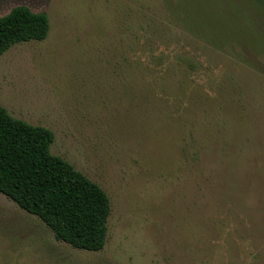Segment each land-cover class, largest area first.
<instances>
[{"label": "rangeland", "instance_id": "1", "mask_svg": "<svg viewBox=\"0 0 264 264\" xmlns=\"http://www.w3.org/2000/svg\"><path fill=\"white\" fill-rule=\"evenodd\" d=\"M256 2L0 0V17L25 5L50 21L0 56V106L53 131L51 153L111 202L106 245L88 252L0 193V264H264Z\"/></svg>", "mask_w": 264, "mask_h": 264}, {"label": "trees", "instance_id": "2", "mask_svg": "<svg viewBox=\"0 0 264 264\" xmlns=\"http://www.w3.org/2000/svg\"><path fill=\"white\" fill-rule=\"evenodd\" d=\"M257 2L251 0L252 4ZM261 6L264 8V4ZM239 14L238 18L245 15ZM186 15L187 28L195 29L196 21ZM230 18L225 11L229 26L240 22ZM246 20L252 21L250 17ZM214 29L211 34L223 38L219 27L215 25ZM249 29L254 31L253 27ZM49 31L46 13L33 12L25 5L13 8L0 17V56L17 44L44 41ZM256 32L253 41L246 43L257 57L264 55V37ZM54 139L50 129L16 119L0 106V193L41 219L57 240L78 250L100 252L109 232L110 199L99 185L51 153Z\"/></svg>", "mask_w": 264, "mask_h": 264}]
</instances>
